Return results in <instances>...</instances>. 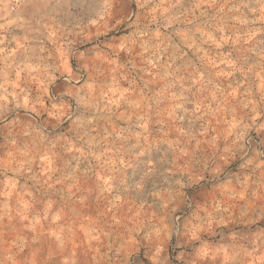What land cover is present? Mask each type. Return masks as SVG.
I'll use <instances>...</instances> for the list:
<instances>
[{
    "label": "rangeland",
    "instance_id": "374dc122",
    "mask_svg": "<svg viewBox=\"0 0 264 264\" xmlns=\"http://www.w3.org/2000/svg\"><path fill=\"white\" fill-rule=\"evenodd\" d=\"M0 264H264V0H0Z\"/></svg>",
    "mask_w": 264,
    "mask_h": 264
}]
</instances>
